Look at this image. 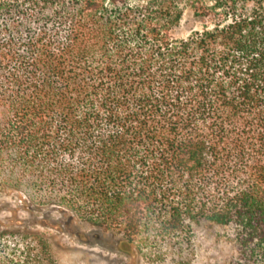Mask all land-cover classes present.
<instances>
[{
    "label": "trees",
    "instance_id": "obj_1",
    "mask_svg": "<svg viewBox=\"0 0 264 264\" xmlns=\"http://www.w3.org/2000/svg\"><path fill=\"white\" fill-rule=\"evenodd\" d=\"M0 188L128 257L183 256L204 221L264 264V0H0ZM19 239L0 264H56Z\"/></svg>",
    "mask_w": 264,
    "mask_h": 264
},
{
    "label": "rangeland",
    "instance_id": "obj_2",
    "mask_svg": "<svg viewBox=\"0 0 264 264\" xmlns=\"http://www.w3.org/2000/svg\"><path fill=\"white\" fill-rule=\"evenodd\" d=\"M181 2L183 16L174 35L184 38L199 30L201 21ZM52 223L43 227L40 222ZM37 230L46 237L56 264H229L235 256L226 229L204 221L193 225L191 246L183 256L163 254L159 260H148L142 254L126 256L118 250L117 239L109 233L70 221L51 208L22 206L17 194L0 188V241L7 248L20 246L23 231Z\"/></svg>",
    "mask_w": 264,
    "mask_h": 264
}]
</instances>
